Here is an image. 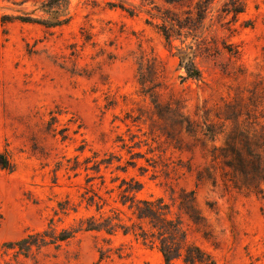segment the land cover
Here are the masks:
<instances>
[{"label":"rangeland","instance_id":"obj_1","mask_svg":"<svg viewBox=\"0 0 264 264\" xmlns=\"http://www.w3.org/2000/svg\"><path fill=\"white\" fill-rule=\"evenodd\" d=\"M45 2L0 0V17L15 19L0 23V152L14 163L0 170V264H165L121 232H77L27 257L6 248L97 217L83 200L92 192L103 212L120 208L123 179L174 213L192 191L203 219L180 215L187 241L216 264H264V185L235 188L246 180H230L222 150L247 161L264 134V0H65L58 27L16 19L47 20ZM187 55L197 80L185 78ZM168 107L218 135L187 133Z\"/></svg>","mask_w":264,"mask_h":264},{"label":"trees","instance_id":"obj_2","mask_svg":"<svg viewBox=\"0 0 264 264\" xmlns=\"http://www.w3.org/2000/svg\"><path fill=\"white\" fill-rule=\"evenodd\" d=\"M64 2L65 0H46L43 3L41 11L48 15L47 20L32 19L30 17H18L16 19L25 23L39 24L46 28L58 27L66 20L61 15ZM12 20L15 19L7 16L0 17L1 24L10 23ZM181 62L186 75L185 78L197 80L200 76L199 71L193 67L191 57L187 55L182 58ZM155 98V94L152 93L151 103L157 110L160 106ZM168 110L175 111L174 113L180 118V126L185 125L187 127V133L196 135L199 132L203 137L212 141L218 135V133L213 131L212 125L205 124L204 127H200L181 113L179 114V110H172L171 107H168ZM234 135L236 136L237 133ZM258 136L257 140H249L253 141V148L248 147L247 149L249 150L247 161H244L240 153L228 144L222 150L225 153L229 150L233 155L227 164L233 178V180H230L236 182V176H242L246 180L242 187L235 188H245L255 195H262L261 186L264 185V134L262 133ZM0 170L8 172L14 170V163L7 152H0ZM122 187L118 201L120 208H112L108 213L103 212V207L106 203L96 193L92 192L91 195L84 197L83 200L86 208L94 207L95 212L98 214L97 217L90 215L80 219L77 228L71 227L62 229L59 232L48 227L41 232L28 234L16 242L9 243L6 248L16 249L18 254L27 257L33 248L39 250L48 245L64 242L77 232H103L106 235H114L121 232L124 236L132 235L135 239L141 240L143 244L155 245L161 253L165 264H172L179 259L184 264H216L208 253L199 246L187 241V230L180 219V215L184 214L196 226L203 219L196 209L195 196L192 191H182L176 207L177 212L174 213L172 210L174 203L170 205L162 197L138 198L137 194L142 189L138 181L134 179L126 181L123 179L120 188ZM63 210L61 208V211ZM107 256L106 252L101 251L99 260Z\"/></svg>","mask_w":264,"mask_h":264}]
</instances>
